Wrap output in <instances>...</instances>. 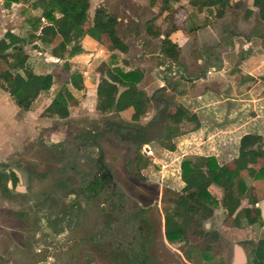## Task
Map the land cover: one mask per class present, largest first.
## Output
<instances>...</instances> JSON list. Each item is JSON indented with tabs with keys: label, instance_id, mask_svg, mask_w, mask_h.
Returning <instances> with one entry per match:
<instances>
[{
	"label": "rangeland",
	"instance_id": "obj_1",
	"mask_svg": "<svg viewBox=\"0 0 264 264\" xmlns=\"http://www.w3.org/2000/svg\"><path fill=\"white\" fill-rule=\"evenodd\" d=\"M95 1L94 6L99 3ZM191 1L195 0L173 3L176 9L163 14L161 0L155 6H150L149 0H105L102 6L121 20L119 34L129 51L114 52L111 45L102 43L103 54H98V50L91 59L89 56L72 63L70 71L65 66L56 68L52 51L57 41L30 37L27 62L38 73L53 72L57 83L37 99L30 112L18 110L13 99L0 103V174L10 178L8 183L0 179V264H136L141 260L146 264H182L163 243L164 210L176 193L185 190L182 163L200 157L196 152L213 156L210 155L213 150L206 146L208 133L192 137L195 124H182L179 135L172 141L176 147L173 152L162 140L149 144L150 149L144 146L138 154L135 147L118 139L108 137L100 141L105 165L113 175L112 185L101 194L87 190L97 171L96 156L85 148L79 149L78 134L86 127H100L109 119L132 123L130 106L122 113L108 115L96 110V86L109 67L125 71L139 69L144 73L139 87L152 101L139 122L157 118L164 105L160 102L162 97L171 103V112L183 106L195 113L199 97L219 89L216 76L207 75L215 65V55L221 53H218L219 39L244 44L253 35L264 37V23L258 14L246 15L248 8L253 7L252 0H244L238 8L235 5L227 11L221 9L220 18L224 17L221 20L211 10L204 15L195 6L191 13L185 10ZM34 2L19 0L8 11L0 5V18L2 14L8 15L12 28L20 29L17 34L27 37L31 30L27 20L35 16ZM89 14L86 27L92 24V7ZM150 21H154V30L162 33V38L147 37L145 25ZM207 25L210 29L205 33L202 29ZM178 28H183L190 37L171 36L178 45L183 44L180 60L175 63L162 56L160 46L164 35ZM257 43L264 52V39ZM247 52L241 45L237 55ZM6 68L0 61V71ZM260 68L258 72L263 73L264 61ZM75 71L84 76L86 84L82 92L72 89L79 104L70 109L68 119L46 116L45 110L52 103L58 82L68 80ZM180 73H186L187 79L181 78ZM187 137L189 141H185ZM143 154L146 157L140 159ZM237 154L234 141L230 157L225 161ZM12 173L17 177L16 182L10 177ZM6 185L9 192L4 190ZM219 224L212 217L206 223L211 225L207 231L219 233ZM252 224H256L255 220ZM233 240L234 243L226 242L225 238L213 241L208 252L204 250L208 242L192 236L188 243L178 242L173 246L184 250L193 245L196 251L192 257L197 264L203 261L233 264L237 248L245 250L250 259L255 242L235 237Z\"/></svg>",
	"mask_w": 264,
	"mask_h": 264
},
{
	"label": "trees",
	"instance_id": "obj_2",
	"mask_svg": "<svg viewBox=\"0 0 264 264\" xmlns=\"http://www.w3.org/2000/svg\"><path fill=\"white\" fill-rule=\"evenodd\" d=\"M158 1L151 0L150 4L154 6ZM161 1V11L172 13L173 3L180 0ZM18 2L19 0H3L7 8ZM251 3L258 9V17L264 23V0H252ZM33 5L41 10V14L27 20L31 27L29 35L21 37L9 30L0 39V61L7 66L5 70L0 71V86L23 111H30L37 99L49 93L57 83L53 73L36 74L26 63V46L32 43V35L39 33L40 38L44 37V41L52 42V38L47 39V36L58 34L62 41L53 49L52 56L61 59L82 54V41L86 36L96 41L106 37L112 49L122 53L129 51L128 44L119 34V18L103 6L95 10L92 24L86 28L89 22L90 0H36ZM191 5L197 7L199 12L217 6L223 11L235 5L236 8L241 6L236 4L235 0H195L191 1ZM252 14V10L246 11V15ZM154 28V21L145 25L147 37H160L161 33L155 32ZM177 30L174 29L173 32ZM172 33L165 34L160 51L167 61L176 63L180 60L181 48L172 39ZM180 76L186 78L184 73H180ZM143 78L144 73L139 69L125 71L119 67H109L99 78L96 110L100 114L108 115L122 113L130 106L131 120L141 121L149 111L152 101L146 91L139 87ZM85 86L84 76L78 71L71 73L68 80L58 82L52 103L45 110V115L68 119L70 109L79 104L72 89L82 92L86 89ZM166 119V131L162 141L171 152L176 149L172 141L179 135V127L182 124L193 123L196 129L200 126L198 116L183 106H179L175 112L169 109ZM259 159L261 165L257 167ZM243 171H247L254 180H264V141L259 135L248 134L241 138L234 168L219 164L214 156L186 159L182 163V177L186 189L182 193H176L164 210L167 240L170 243L187 242L189 237L193 236L208 242L204 250L211 251L210 243L217 241L219 234L215 231L208 232L206 229V223L214 216L217 207V201L209 192V187L216 185L223 191L232 193L226 209L228 215L233 216L248 192L242 178ZM10 177L17 181L14 173ZM2 178L6 183L10 180L8 176L0 174V179ZM4 190L9 192L7 185ZM252 255V264H264V239L254 245Z\"/></svg>",
	"mask_w": 264,
	"mask_h": 264
},
{
	"label": "crops",
	"instance_id": "obj_3",
	"mask_svg": "<svg viewBox=\"0 0 264 264\" xmlns=\"http://www.w3.org/2000/svg\"><path fill=\"white\" fill-rule=\"evenodd\" d=\"M104 1L105 0H99V3L94 6V0H90L91 7L93 8L92 18L94 17L95 10L102 6ZM150 1L151 0H149V3ZM97 2L98 0L95 1V3ZM243 2L244 0H235L236 4H241ZM0 5H4L3 0H0ZM14 5L16 4H13L12 6ZM150 6L152 5L150 4ZM176 7L177 5L173 4V9H176ZM193 8L194 7H192V5L185 6V10L189 11L190 13L191 9ZM248 9L253 11V15L255 13L258 14L257 8L249 7ZM33 10H35V16H39L41 14V10L34 5ZM207 10L208 9H204L202 12H200V15L206 14ZM210 10L214 11L216 17H218L220 20L224 19V17L220 18L221 8L219 6ZM161 13L165 14L166 12L161 11ZM2 15L3 16L0 18V39L9 30L17 34V30L20 29L12 28L13 25L10 24L8 15ZM90 18L91 16L89 14V19ZM15 24L18 26L17 22ZM89 26L90 25H88L86 28H88ZM207 29H210V25H207L205 29H202V31L205 30V33H207ZM40 35L41 34L37 33L35 37L40 38ZM180 35H183L184 39L186 37H190L189 34H184L183 28H178L177 31L172 33V36H175L176 38H179ZM162 36L163 34L161 33L160 37L162 38ZM253 36L255 37H253L252 39H246L244 44L235 41L232 43L231 40L221 42L219 39L218 43H221V47L218 49V53H221L215 55V65L207 73L208 76H216L219 89L209 90L204 95H201L199 97L200 99L197 100L198 104L196 102L197 105L193 110L199 118L200 126L197 129L195 128L196 130L193 131L191 136H202L208 133V144H206V146L209 147V149L213 150V153L210 155L215 156L221 165L230 168H234V161L238 156L237 154V156H235L232 160L225 161L230 157V150L234 141L237 144L238 153L240 140L245 135H259L263 138L264 141V72H258L261 71L260 63L261 61H264V52H262L263 49L261 47H258L259 44L257 43L258 40L263 41L264 37L262 34L260 36L257 35V37L256 35ZM51 38L54 39L53 41L58 42L57 45L62 41L58 34H51L47 36V39ZM102 43L111 45L110 41L106 37H103L101 41H96L93 38L86 36L82 41V47L84 50L82 54L72 58L64 59L52 56L55 63H57L56 68L65 66L68 67L70 71L72 63H75L82 58H88L89 56L91 59L96 55L95 52L98 50V54H103L105 51L103 48L105 47L102 46ZM241 45L243 49L248 52L239 57L237 53L239 52V47H241ZM179 47L182 49L183 44L180 43ZM248 49H252L253 51H249ZM115 51L116 50H114V52ZM25 60L26 63L32 69H34L33 65L27 62L26 54ZM34 72L36 74L53 73H38L35 70ZM7 99L11 100L12 98L0 86V103L1 101H5ZM161 99L163 101H166V98L164 97H162ZM15 107H17L18 110L23 111L18 106ZM188 138L189 137L185 138V141H189ZM196 153L203 156L202 152ZM260 165L261 160L259 159L257 167H259ZM242 176L244 177V181L249 188L247 195L242 199L241 206L233 216H229L226 209V206L232 197V193L229 191L225 192L216 185H211L209 187V192L217 201V209L214 213L213 218L215 217L217 221H219V223L224 224L218 225V241L225 238L226 242L229 241L228 243H234L235 240H233V238L235 237V239H239L242 241H246L248 239L251 242L254 241L256 244L259 240L264 239V209L261 208L262 205V207L264 208V182H262V180L255 181L251 178L247 171H243ZM181 179L184 183V190L186 189V184L183 177H181ZM253 220H255L256 224H252ZM208 228H211V225H206V229ZM224 228L229 229V231L226 232V229ZM163 243L169 250H171L175 254L176 257H178L182 264H197L192 257L196 251L195 247L193 245H190L184 250L175 248L173 246L175 245L174 243L168 242L165 235V229ZM241 253L245 259V262L242 264H252V253H250V255H252L250 259L248 257V253L245 250L241 249ZM236 259L233 260V264H237ZM141 262L142 264H146L142 260L140 262H136V264H139ZM203 262L204 263L202 264L208 263L207 261Z\"/></svg>",
	"mask_w": 264,
	"mask_h": 264
},
{
	"label": "flooded vegetation",
	"instance_id": "obj_4",
	"mask_svg": "<svg viewBox=\"0 0 264 264\" xmlns=\"http://www.w3.org/2000/svg\"><path fill=\"white\" fill-rule=\"evenodd\" d=\"M161 103H165V101L162 100ZM157 118L147 122L132 121L131 124L122 123L119 119H109L105 120L100 127L94 126L92 129L86 127V130L78 134V139L80 141L78 144L79 149L85 148L96 156L97 171L94 176V181L87 187L90 193H106L108 187L113 183V175L105 165V155L100 141L108 137L118 139L123 143L135 147V154H138L144 146L154 143L148 140L154 136L151 130H153L155 126L152 125L151 122H157ZM142 125H146L145 131L138 130ZM165 131L166 125L164 127V136ZM147 149H150V147L148 146ZM102 155H104L103 158H101ZM145 157L144 154L140 155V159H144Z\"/></svg>",
	"mask_w": 264,
	"mask_h": 264
},
{
	"label": "water",
	"instance_id": "obj_5",
	"mask_svg": "<svg viewBox=\"0 0 264 264\" xmlns=\"http://www.w3.org/2000/svg\"><path fill=\"white\" fill-rule=\"evenodd\" d=\"M162 100H160L161 102ZM171 103L169 102H165L163 107L161 108V110L158 112V118H157V122H151L152 125H154V129L151 130L152 133H154V136H152L148 141L149 142H156L159 140L163 139L164 136V127L167 123V119H166V115L167 112L169 110ZM146 129V125H142L140 126V128H138V130L140 131H145ZM104 155L101 156V158H103ZM245 262V259L241 253V249L237 248V259H236V263L237 264H242Z\"/></svg>",
	"mask_w": 264,
	"mask_h": 264
},
{
	"label": "built area",
	"instance_id": "obj_6",
	"mask_svg": "<svg viewBox=\"0 0 264 264\" xmlns=\"http://www.w3.org/2000/svg\"><path fill=\"white\" fill-rule=\"evenodd\" d=\"M149 154H152V152H149Z\"/></svg>",
	"mask_w": 264,
	"mask_h": 264
}]
</instances>
